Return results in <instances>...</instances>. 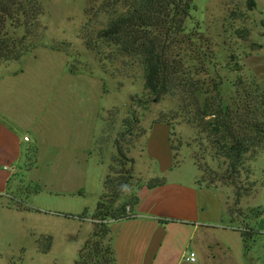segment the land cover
Wrapping results in <instances>:
<instances>
[{
  "label": "rangeland",
  "instance_id": "obj_1",
  "mask_svg": "<svg viewBox=\"0 0 264 264\" xmlns=\"http://www.w3.org/2000/svg\"><path fill=\"white\" fill-rule=\"evenodd\" d=\"M116 1H121V5L116 3L110 10L102 8L107 2ZM122 1L38 0L43 9L36 30L41 45L20 62L0 63V97L19 84L20 93L15 96L19 101L17 109L26 117L36 116L40 109L45 114L48 108L53 114L57 110L58 116L51 115V122L60 124L59 129L63 124V129L69 130V124L74 121L71 117L79 110L86 112L92 160L99 163V158L104 159V164L92 165L87 191L92 203L99 201L105 192V178L118 154L120 139L126 158L134 161L126 164L132 170L134 183L124 200L131 191H136L137 181L138 185L156 181L194 184L197 177L200 184L228 191V212L244 227L245 216H255L252 198L261 176L253 169V161H246L240 174L230 173L225 160L215 156L207 137L199 132L194 108L183 92L155 99L145 89L144 68L137 58L124 57L115 48L97 41L99 53L88 49L87 41L96 40V34L108 24L113 10L123 8ZM255 1L256 8L250 10L247 0H195L196 10L186 22L191 43L183 46V61L196 79H207L208 75L220 82L226 101L234 95L237 79L232 56L236 57L234 61L241 66L245 78L264 84V0ZM18 32L22 35L24 31ZM71 69L78 73L70 74ZM17 71H24L25 76L16 81L10 73ZM71 87L75 91L69 93ZM254 163L258 168L264 167V154ZM24 166L22 161L10 190L15 195L22 194V187L18 188L22 183L27 191L38 187L46 194L42 185L30 179ZM120 203L122 200L116 199L114 207ZM91 222L95 223L92 218ZM37 242L41 249L47 244L45 238ZM103 243L106 250L108 238ZM258 245L253 247L255 256Z\"/></svg>",
  "mask_w": 264,
  "mask_h": 264
},
{
  "label": "crops",
  "instance_id": "obj_2",
  "mask_svg": "<svg viewBox=\"0 0 264 264\" xmlns=\"http://www.w3.org/2000/svg\"><path fill=\"white\" fill-rule=\"evenodd\" d=\"M10 74L16 81L25 76L24 71ZM17 86L0 97V264H75L94 231L90 215L83 220L77 216L94 211L98 203L87 193L92 165L100 163L92 160L86 112L79 110L71 117L69 130L51 122L57 110L53 114L48 108L45 114L40 109L36 116L26 117L17 109ZM32 145L38 146V164L29 172L30 179L46 194H30L31 211L18 210L9 206L17 199L10 183ZM254 161L253 169L261 176L251 208L262 214L245 216L244 224L264 233V167ZM137 194V214L110 222L117 264H264V236L256 243V256L255 248L245 253L239 219L228 212L230 195L225 188L205 186L196 177L194 184H144ZM48 237L52 243L43 252L37 241ZM191 253L196 254L194 263L187 261Z\"/></svg>",
  "mask_w": 264,
  "mask_h": 264
},
{
  "label": "trees",
  "instance_id": "obj_3",
  "mask_svg": "<svg viewBox=\"0 0 264 264\" xmlns=\"http://www.w3.org/2000/svg\"><path fill=\"white\" fill-rule=\"evenodd\" d=\"M247 1L249 9L254 10L256 1ZM120 2H107L102 8L110 10ZM122 5L120 10H113L108 24L96 34V40L87 41L88 49L99 53L96 43L101 42L115 48L124 57L137 58L144 68L145 89L155 99L183 92L194 108L195 124L199 132L207 137L215 156L225 160L230 173L240 174L246 161H254L264 154V84L245 78L241 66L234 61L235 56L231 57L234 58L231 61L237 79L230 101L223 98L221 83L216 79L208 75L207 79L192 76L191 69L183 61L182 51L184 45L191 43L186 22L196 10L195 0H124ZM42 13L38 0H0V63L20 62L41 45V36L36 30ZM21 29L24 31L22 35L18 32ZM243 34L248 35V31ZM70 72L76 74L78 70L71 69ZM117 151L114 164L105 178V192L91 215L95 221L93 234L80 250L75 264H117L110 222L137 214L140 202L137 189H141L144 183L138 185L137 181L136 191H131L127 199H123L134 183L132 170L126 164L134 161L126 158L120 139L117 141ZM98 160L104 164L103 158ZM24 161L27 172L37 166V145L25 151ZM157 183L161 181L148 187L154 188ZM20 187L24 195L18 192L17 199H12L9 206L27 210L30 208V194L41 192V188L30 192L25 184L21 183ZM116 199H121L122 203L114 207ZM253 213L256 217L262 214L259 209L253 210ZM89 215L87 209L77 218L83 220ZM240 231L246 254L264 236V233L249 225L240 227ZM105 238H108L106 250L103 243ZM46 241L47 247L42 248L43 252H47L51 246V238L48 237Z\"/></svg>",
  "mask_w": 264,
  "mask_h": 264
},
{
  "label": "built area",
  "instance_id": "obj_4",
  "mask_svg": "<svg viewBox=\"0 0 264 264\" xmlns=\"http://www.w3.org/2000/svg\"><path fill=\"white\" fill-rule=\"evenodd\" d=\"M30 139L29 137H25V141L28 142ZM195 253H191L190 257L187 258V261L190 263H194L195 262Z\"/></svg>",
  "mask_w": 264,
  "mask_h": 264
}]
</instances>
